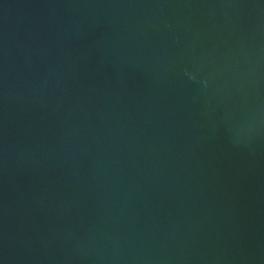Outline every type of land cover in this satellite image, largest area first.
Returning a JSON list of instances; mask_svg holds the SVG:
<instances>
[{
  "label": "water",
  "instance_id": "95a60500",
  "mask_svg": "<svg viewBox=\"0 0 264 264\" xmlns=\"http://www.w3.org/2000/svg\"><path fill=\"white\" fill-rule=\"evenodd\" d=\"M0 264H264V0H0Z\"/></svg>",
  "mask_w": 264,
  "mask_h": 264
}]
</instances>
